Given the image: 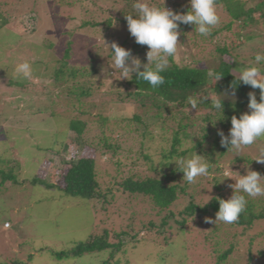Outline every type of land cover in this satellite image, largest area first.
<instances>
[{
  "label": "rangeland",
  "instance_id": "obj_1",
  "mask_svg": "<svg viewBox=\"0 0 264 264\" xmlns=\"http://www.w3.org/2000/svg\"><path fill=\"white\" fill-rule=\"evenodd\" d=\"M37 1L0 0V14L12 21L16 16V19H19V22L13 21L0 32V49L2 52L7 51L6 54L0 51V158H18L21 164L19 180L27 181L39 175V178L49 182L52 176L54 178L51 181H58L62 168L76 156L74 146H71L73 148L65 155L60 144H56L61 132L67 130L70 115L79 117L82 109L73 104L80 95L70 96L67 91L69 84L56 85L52 74L57 60L64 54L69 35L73 41L71 62L88 68L93 64L92 70L96 72L92 76L102 83L101 89L92 97L83 99L90 104L87 108L90 115H82L81 118H88L91 122L88 127L90 132L85 134V139L96 140L101 134L98 129L100 124L97 122L99 115L111 120V126L114 119L130 118L135 114L154 115L155 112L151 111L150 107L128 102L123 97L119 99L120 93L122 96L126 95L127 87L107 75L109 71L116 70L112 68V54L107 45L116 42L119 46L130 49L132 53L136 52L132 50L135 38L131 37L127 27L115 24L116 26L109 30L98 28L97 32L87 28L79 29L85 21H101L107 16L113 17L116 0H74L71 1L75 3L73 8L62 7L58 13L52 12L51 9L49 12L39 9V17L37 13L27 11V8L32 10ZM14 2L19 5L16 9H13ZM25 2L29 4L25 6ZM41 4L42 2L37 6L46 7ZM170 6L167 9L171 10ZM118 7L117 4L116 8ZM261 8L264 11L263 4L259 5L260 10ZM222 22V26L226 25L229 19L223 18ZM261 30L263 31L264 27L261 26ZM261 30L251 28L247 32L258 33ZM234 32L240 31L237 29ZM180 33L174 58L177 64L208 68L216 63L217 46H225L219 37L213 41H205L188 32ZM242 45L234 53L236 60L246 67H260L264 72V65L253 63L257 54L264 55V37H256L252 42ZM147 51V47L142 46L141 50L136 52L137 55L132 56L138 57L142 64H146ZM25 61L31 64V79L19 78L14 72L15 66ZM116 77L119 81L122 80L121 76ZM13 81L17 85H12ZM74 86L71 85V88ZM69 108H75L74 112L71 113ZM145 125L148 126L149 136L143 135L146 127L137 123L130 126H127L126 122L113 124L111 129L115 128L114 134L119 136L117 142L120 147L113 162L128 167L138 163L147 168L144 155L152 156L158 161L155 156L171 145L172 131L165 133L161 124L155 123L152 118L147 120ZM105 130L107 132V128ZM51 140L53 149L47 152L46 158L45 147ZM38 144L42 145L41 150L35 147ZM88 144L80 154L88 157L98 156L99 182L105 193L112 190L115 199L106 205L98 200L89 201L67 196L58 188L48 189L29 183L0 189V264H103L109 258L110 251L84 255L78 259H61L57 256L62 251H69L95 235H100L104 230L110 233V239L116 243L118 240L115 239L114 233L129 231L124 243L129 245L130 264H215L217 254L230 249V256L224 264H264V255H260V252L264 254V220L256 222L249 229L222 222H205L207 229L201 224L198 230L188 229L186 234L177 236L173 221L168 223L173 230L159 226L161 217L148 198L128 199L123 192L117 190L116 177L122 179L116 171L117 168L113 163L106 166L104 162H109L110 158H101L98 149L95 150ZM261 149H264V138L243 148L238 154L229 155L227 160L229 163L234 157L253 160ZM99 161L104 162L99 165ZM13 164L12 162L10 165ZM259 166V170H251L264 176V164ZM18 172L19 168H14V175H18ZM227 173H231V178L226 176L223 182L227 189H232L228 185L235 184L239 176L232 171ZM213 177L215 175L210 173L209 176L198 177L195 183L189 184L190 189L197 193L198 201L208 203L210 200L211 191H214L208 180ZM261 184H264V181H261ZM230 193H225L227 199L231 197ZM262 198L264 199V196ZM108 199L110 201V196ZM185 205L186 202L182 203L181 209ZM127 211H135L137 214L143 212L140 219L137 214L132 215L136 224L128 230ZM174 212L176 215L179 213ZM152 221L154 226L151 229L148 227ZM197 221L199 222L198 219ZM202 221L200 220V223ZM7 223L10 224L9 228ZM206 230L210 233L208 243L203 240ZM131 234L136 235V248L130 245ZM172 234L174 236L171 238ZM54 253H57V256ZM117 261L125 264V258L120 255L115 259V262Z\"/></svg>",
  "mask_w": 264,
  "mask_h": 264
},
{
  "label": "trees",
  "instance_id": "obj_2",
  "mask_svg": "<svg viewBox=\"0 0 264 264\" xmlns=\"http://www.w3.org/2000/svg\"><path fill=\"white\" fill-rule=\"evenodd\" d=\"M71 1L74 0H39L35 4L36 6H33L32 10L27 8V11L30 13H37L38 17L40 10H42V12H49L51 9L52 12L55 11L58 13L62 7L73 8L75 3ZM263 1L264 0H216L217 14L220 17V23L212 29V33L208 37H203L196 33L194 31V26L180 25L182 34L188 32L193 34L195 38L205 41L208 39L213 41L216 37H219L225 43L223 47L217 46L216 51L218 54L217 57H215L216 63L211 67H199L190 64L181 66L177 64L174 57H168L167 66L160 72V75L164 77V83L156 88H153L146 81L136 79L135 74L130 76L128 78L129 80L122 79L119 81L116 79V76H120V70L116 69L108 72L107 75L113 78L115 82L124 84L127 87L125 88L126 95L122 96L120 93L119 99L123 97L128 102H134V104H140L143 107H150L151 111L155 112L154 115H150V113L145 115L135 114L130 118L114 119L112 120L113 124L119 125L121 122H126L127 126H130L132 123H137L141 127H146L143 135H147L148 126H146L145 123L152 118L155 123L161 124V129L164 130L165 133L172 131V138L170 140L171 145L163 148L161 153L158 154L157 157L155 156L158 161L154 160L152 156L144 155V159L148 164L147 168L140 166L138 163H133L131 167H128L122 163L113 162V158L117 156L120 148L117 142L119 136L114 134L116 133L115 128L111 129L113 126V124L110 126L111 120L102 115H99L97 120L100 124H98V129L101 130V134L97 136L96 140L84 138L85 134L90 132L88 127L91 122L88 118H81L82 115L84 117H89L90 115L87 111L90 104L83 99L92 97L101 89L102 83L100 84V81H96L97 79L93 77L94 75L92 76V74L96 72L92 70L93 64L88 68L74 65L71 62L73 41L69 35L70 39L68 40L64 54L61 59L57 60V66L55 70L52 71V74L56 85L61 86L69 84L67 91L70 96L76 97V95H80L73 104H75L76 107H80L79 109H82L81 116L77 117L70 115L67 130L61 132L60 138L57 140L56 144H60L62 152L65 153V155H68L70 148H73L71 146H74L76 156L62 168V171H60V178L57 179L58 181H55V179L51 181V179L54 178V176H52L49 182L39 178V175L27 181L19 180L21 164L18 158H0V189H8L10 186L29 183L31 185H41L48 189L58 188L67 196L79 197L89 201L98 200L106 205L111 204V201L115 199V195L111 192L112 190L105 193L99 182L100 173L97 166L98 156L88 157L80 154L81 151L85 150L86 144L94 140L88 145L93 146L95 150L97 148L101 158L104 156L110 158L109 162L99 161V165H101V162H104L106 166L113 163L117 168V173L122 178L119 180L117 179L118 176L116 177L118 183L116 184L117 190L123 192L128 199L138 197L148 198L153 204L154 209L158 211V216L161 217L159 226H165L173 230V227L168 224L170 221H173V224L176 225L175 229L177 236L186 234L190 229L195 231L198 230L201 224H205L206 217L212 219L215 217L216 212L219 210L218 199L227 200L225 193H230L232 190L227 189V185L222 182L227 178L225 173L234 171L233 173L238 172L240 175H246V168L249 170H259L260 167L259 163L253 161L254 159H244L243 157H234L229 163L227 158L229 155H234L236 152L233 150L227 151L226 148L221 147L220 137L217 135V132L223 131L225 136H227L231 128V117L235 115L239 118L242 113L249 111L247 105L249 102L248 93L250 91H255L257 101L259 102V89L253 90L250 86L243 85L242 83L237 85L235 97L225 95V92L230 91L231 84L234 79L237 78V72L235 70L246 68L245 65L236 60L235 51L240 49L243 46L242 44L250 43L256 37H264V30H261V26L264 27V11H262L263 8H261V10L259 9L260 4L264 5ZM41 2V6L45 5L47 8L43 6L40 8L37 6ZM78 2L79 1H77L76 4H78ZM136 2L137 0H116V5L114 7L116 11L112 12L114 14L113 17L107 16L106 19L101 21H95L93 19L85 21L79 29L87 28L92 29L93 32H97L98 28L109 30L114 27L115 24L127 27L124 16L132 15L135 18L138 15L133 7ZM141 2H145L149 6L151 5V7H158L161 9L171 5V10L178 13H186L188 10V0H141ZM16 4L17 3L14 2L13 5L15 6L13 9L19 7V5ZM28 4V2L24 3L25 6ZM117 4L119 5L118 9L116 8ZM55 15L57 16L58 14ZM16 18L13 21L19 22L17 21L19 19ZM223 18L229 19V22L222 26ZM13 21L9 19V17L0 14V32L10 23L12 24ZM251 28H258L261 32H247V30ZM237 29L240 32H234V30ZM141 48V45L135 43L132 50L133 52H138ZM0 51L2 52L1 49ZM6 52L7 51L2 53L6 54ZM136 52L132 53V55H137ZM147 67L151 68L153 66L148 65ZM140 70L143 71V68ZM208 70H214L215 72L222 73L224 76L220 81L216 82L212 77L208 76ZM112 72H115L116 75L113 76L111 74ZM11 84L17 85L14 81L11 82ZM71 85H75L74 88H71ZM204 96H209L206 103L202 101ZM190 98L200 101L197 109H191L189 104ZM217 98L221 99L223 103V113L222 111H217L212 108L210 103L211 99ZM76 103L78 105H76ZM84 108H86V110H84ZM69 109L71 113L75 110V108ZM105 128H107V132ZM147 136H149V134ZM51 144L52 140L50 144L45 147L46 158L47 152L53 149ZM35 147L41 150L42 145L38 144L35 145ZM194 152L206 158L210 165L209 172L215 175L212 180H208V183L212 186L215 193L211 191L212 196L208 204L198 201L197 193L190 189L186 181H182L183 173L179 172V160L181 158H190ZM12 162L14 164L10 165ZM16 167L19 168L18 175H14V168ZM182 182H184V185H182ZM230 195L232 196L233 192H231ZM109 196L110 201L108 199ZM246 199L248 203L245 211L240 214L239 219L233 223L232 226H241L249 229L252 228L256 222L264 220V199L262 196H246ZM184 202H186V205L181 209V205ZM174 211H179V213L176 215ZM142 213L137 214L135 211H127V230L130 226L136 224L132 215L137 214L140 219ZM200 220L204 222L202 221V223H200ZM149 224H151V226L148 228L152 229L154 226L153 221ZM204 228H206L205 225ZM144 229H146V227ZM128 233L129 231L114 233L115 239L118 240V243H116L110 239V233L104 230L100 235H95L90 238V240L79 244L77 247L69 251H62L60 254L58 253V256L57 253H54V255L61 259H78L84 255L110 251L109 258L103 264H113V262L114 264H121L120 261L115 262V259L118 258L119 255L125 258V264H130L128 259L129 245L124 243L125 237L129 236ZM173 234L171 238L174 236ZM203 235V240L208 243L210 241V233L206 230ZM120 238H122V240ZM130 240V245L136 248V235L131 234ZM125 248H128V250ZM230 253L231 249L219 252L215 264H224V262L228 260ZM260 255L264 254L260 252Z\"/></svg>",
  "mask_w": 264,
  "mask_h": 264
},
{
  "label": "clouds",
  "instance_id": "obj_3",
  "mask_svg": "<svg viewBox=\"0 0 264 264\" xmlns=\"http://www.w3.org/2000/svg\"><path fill=\"white\" fill-rule=\"evenodd\" d=\"M133 7L138 15L135 18L132 15H125L124 18L127 22V30L131 37L135 38V43L147 47L148 51L145 56L147 63L142 64L138 57L132 56L130 49H125L113 42L110 46L107 45L112 54V68L120 70L121 79L129 80L128 78L135 74L136 79L148 82L153 88L164 83V77L160 75V72L168 64L167 58H175L176 56L178 40L181 35L180 25L194 26L196 33L208 37L211 35L212 29L220 23L216 0H188L186 13H178L165 7L162 9L150 7L141 0H137ZM253 63L264 65V55L257 54ZM148 65L153 67L149 68ZM141 68L143 71L140 70ZM235 71L237 78L234 79L230 91H226L225 95L235 97L236 87L240 83L250 86L253 90L259 89V102L255 91H250L247 105L249 111L242 113L239 118L235 115L231 117V128L228 135L225 136L223 131L217 132L221 147L226 148L227 151L233 150L238 154L243 148L253 145L258 139L264 138V72L256 66L236 69ZM14 72L17 77L22 79H31L33 76L31 64L27 61L17 64ZM111 74L116 75L115 72ZM208 76L217 82L224 75L214 70H208ZM208 99L209 96H204L202 101L206 103ZM199 102L197 99L190 98L191 109H197ZM210 103L214 110L223 113L221 99H211ZM253 161L264 164V149L260 150L259 155ZM209 167L206 158L197 155L196 152L190 158L179 160V172L183 173L182 181H186L188 184L195 183L198 177L209 176ZM245 170L246 175H240L236 172L239 174L236 183L228 185L229 188L233 189V195L227 200L218 199L219 210L215 214V219L206 217V223L233 224L245 211L248 203L246 196H264V184H261V181H264V176L248 168ZM225 175L231 178V173H225ZM6 226L9 228L10 224L7 223Z\"/></svg>",
  "mask_w": 264,
  "mask_h": 264
}]
</instances>
